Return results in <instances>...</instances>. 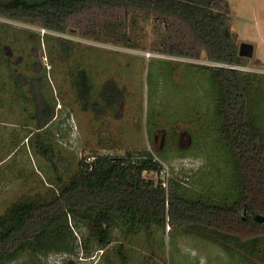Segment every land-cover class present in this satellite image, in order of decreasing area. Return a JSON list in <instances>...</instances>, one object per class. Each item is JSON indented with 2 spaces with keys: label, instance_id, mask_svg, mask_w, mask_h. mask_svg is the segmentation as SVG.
<instances>
[{
  "label": "rangeland",
  "instance_id": "1",
  "mask_svg": "<svg viewBox=\"0 0 264 264\" xmlns=\"http://www.w3.org/2000/svg\"><path fill=\"white\" fill-rule=\"evenodd\" d=\"M228 1L240 45H253L251 61H260L259 66L237 68L253 73L251 115L254 127L264 134V0ZM129 26L136 49L117 46L112 40H89L74 30L60 34L0 18V50L4 53L0 62L9 60L10 69L24 76L29 96L33 95L29 83L35 79L45 88L47 99H55L57 117L51 134L58 151L56 160L66 168L65 174H72L80 159L95 151L112 150L116 156H125L152 150L177 168L171 178L182 182L188 198L235 200L239 192L234 193L236 175L228 164L231 156L220 131L218 84L205 67L217 65L205 55L185 59L164 54L165 29L153 19L139 18ZM64 41L73 46L72 53L58 49ZM78 68L87 72L89 103L96 104L98 113L93 108L80 109L78 100H87L79 96L81 90L73 88L70 75ZM105 91L113 97L112 103L106 101ZM12 97L0 86V99ZM4 106H0V160L10 156L0 163V215L12 203L38 195L46 198L52 189L47 183L48 165L38 151L32 152L26 138L38 127L31 118L34 109L28 106L26 113L17 103ZM164 131L169 143L165 151H159ZM71 223L76 237L74 253L24 254L10 264H264V255L226 252L170 225L164 232L153 228L149 234L125 233L124 237L117 229L110 247L86 254L79 238L81 232L88 235L89 227L83 221Z\"/></svg>",
  "mask_w": 264,
  "mask_h": 264
},
{
  "label": "trees",
  "instance_id": "2",
  "mask_svg": "<svg viewBox=\"0 0 264 264\" xmlns=\"http://www.w3.org/2000/svg\"><path fill=\"white\" fill-rule=\"evenodd\" d=\"M231 11L228 0H0V18L60 34L74 30L83 38L103 43L112 40L130 49L138 44L127 30L129 25L139 18L153 19L165 29L164 54L185 59L205 55L217 65L205 67L218 84L223 120L220 131L231 156L227 162L237 178L234 193L239 192L233 201H215L188 198L180 180L171 179L168 190L161 184L156 186L143 177L144 171L161 167L150 150L113 157L95 151L82 157L72 174H65L66 168L56 160L58 151L51 134L57 117L55 99H47L45 88L35 79L29 83L28 91L33 94L29 96L24 76L10 69L9 60H5L0 62V73L4 71L5 76L0 74V86L15 97L0 99V106L17 103L26 113L28 106L34 109L31 118L38 127L26 138L32 152L38 151L48 165L49 172L45 171L52 189L46 198L38 195L18 200L0 215V264H10L24 254L74 253L76 237L71 220L83 221L89 227L88 235L81 232L79 238L86 254L110 247L117 229L124 237L125 233L149 234L153 228L164 232L170 225L226 252L264 255V221L254 219V215L264 217V134L254 127L251 115L253 73L234 68L259 66L260 61L240 57ZM72 48L64 41L58 49L69 54ZM70 75L73 88L81 90L79 96L87 100H78L80 109L86 112L93 108L98 113L96 104L89 103L87 72L78 68ZM105 94L112 103L113 97L107 91ZM91 157L95 159L89 161Z\"/></svg>",
  "mask_w": 264,
  "mask_h": 264
},
{
  "label": "built area",
  "instance_id": "3",
  "mask_svg": "<svg viewBox=\"0 0 264 264\" xmlns=\"http://www.w3.org/2000/svg\"><path fill=\"white\" fill-rule=\"evenodd\" d=\"M234 68H237V67H234ZM97 154L101 156L104 155V156H109V157L114 156V152L112 150H105V149L100 150ZM153 156H154V160L159 162L161 167L157 171H144L143 177L148 180H152L156 186L161 184L163 188L168 190L170 186V181L172 179L171 177L173 175V171L176 170L177 168H173L171 165L166 164L154 153H153ZM94 159H95L94 157H91L89 158V161L94 160Z\"/></svg>",
  "mask_w": 264,
  "mask_h": 264
},
{
  "label": "water",
  "instance_id": "4",
  "mask_svg": "<svg viewBox=\"0 0 264 264\" xmlns=\"http://www.w3.org/2000/svg\"><path fill=\"white\" fill-rule=\"evenodd\" d=\"M240 57L251 59L254 56V46L248 43H242L239 49ZM254 219L257 222L264 221V217L261 215H254Z\"/></svg>",
  "mask_w": 264,
  "mask_h": 264
},
{
  "label": "flooded vegetation",
  "instance_id": "5",
  "mask_svg": "<svg viewBox=\"0 0 264 264\" xmlns=\"http://www.w3.org/2000/svg\"><path fill=\"white\" fill-rule=\"evenodd\" d=\"M85 96V95H84ZM167 132H163V135H162V139H161V142L159 143V151H165L167 148H165L166 146H168V143H169V139H167ZM179 141V143H178V145H177V148H179L180 147V143H181V140L179 139L178 140ZM153 143H154V145H156L157 144V137L154 135L153 136ZM174 147L175 146H173L172 148L174 149ZM170 147H168V149H169ZM170 151H168L167 150V153H169V152H171V148L169 149Z\"/></svg>",
  "mask_w": 264,
  "mask_h": 264
},
{
  "label": "crops",
  "instance_id": "6",
  "mask_svg": "<svg viewBox=\"0 0 264 264\" xmlns=\"http://www.w3.org/2000/svg\"><path fill=\"white\" fill-rule=\"evenodd\" d=\"M106 97H107V96H106ZM106 101L108 102V100H107V99H106ZM107 102H106V103H107ZM102 145H104V144H102ZM102 145H100V146H102Z\"/></svg>",
  "mask_w": 264,
  "mask_h": 264
}]
</instances>
